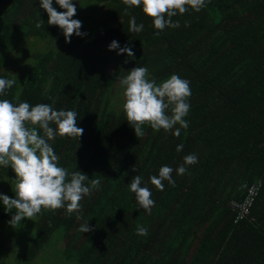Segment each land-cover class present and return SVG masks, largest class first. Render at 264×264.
Segmentation results:
<instances>
[{"label":"trees","instance_id":"1","mask_svg":"<svg viewBox=\"0 0 264 264\" xmlns=\"http://www.w3.org/2000/svg\"><path fill=\"white\" fill-rule=\"evenodd\" d=\"M39 3L0 0V78L16 81L0 99L75 110L82 137L49 143L69 173L101 183L81 200L79 213L61 208L35 216L26 248L13 258L8 222L15 209L7 212L0 201V264H40L53 239L75 264H264V0H206L200 12L172 17L179 27L159 36L141 8L122 0H73V19L86 35L70 43L48 25ZM53 7L63 11L55 0ZM133 17L144 26L139 33L129 31ZM113 40L134 57L109 51ZM19 41L33 51L13 63ZM140 66L157 83L173 74L190 82L188 128L179 137L176 125L168 132L145 126L137 138L127 123L119 79ZM189 154L197 163L177 175ZM165 165L175 186L164 181L159 191L150 177ZM135 175L152 193L150 212L129 190ZM254 185L259 191L251 200ZM8 196L15 198L14 188ZM85 222L95 230L80 232ZM139 226L147 236L136 234Z\"/></svg>","mask_w":264,"mask_h":264},{"label":"clouds","instance_id":"2","mask_svg":"<svg viewBox=\"0 0 264 264\" xmlns=\"http://www.w3.org/2000/svg\"><path fill=\"white\" fill-rule=\"evenodd\" d=\"M122 3L129 9L141 8L143 14L152 20L157 36L167 27H179V22L174 23L172 17L183 15L189 9L200 12L206 6V0H122ZM55 4L63 11H57L53 7V0H40L39 6L48 15V25L56 26L62 31L65 43H70L73 35H86L80 31L82 22L73 19L77 14L73 0H55ZM43 26V20L35 25L38 29ZM143 27V24L137 25L134 17L129 21V31L132 33L141 32ZM117 49V55L126 54L129 58L135 55L131 47L121 48L113 40L108 50ZM15 83V80L0 78V95H7L6 90L11 89ZM119 84L123 88L122 108L126 121L137 138L145 135V126L155 132H168L179 125L173 133L176 137H179L181 129L188 128L185 120L190 111L188 100L191 88L188 80L173 74L157 83L155 78L149 79L148 68L140 66L121 77ZM77 116L75 110H56L49 104L31 105L26 101L15 104L8 99H0V167H10L15 174V198L0 194L5 210L12 212L15 209V215L8 222L10 226L15 227L25 219L32 220L43 211L54 212L64 208L69 216L79 213L81 200L100 185L99 178L89 180L81 171L69 173L60 166L59 157L49 143L57 137L80 139L84 129L78 126ZM183 147V144L178 145L176 151H182ZM197 160L195 154L186 155L183 164L175 169L177 175H184L186 166L196 164ZM132 171L136 172V168L133 167ZM173 171L167 165L162 166L158 176L150 177V183L159 191L164 190V181L175 186ZM141 184L142 177L135 175L131 179L129 190L135 194L139 207L150 212L155 201L150 189ZM94 230L89 227V222L79 228L82 233ZM136 234L147 236L148 230L139 226Z\"/></svg>","mask_w":264,"mask_h":264},{"label":"rangeland","instance_id":"3","mask_svg":"<svg viewBox=\"0 0 264 264\" xmlns=\"http://www.w3.org/2000/svg\"><path fill=\"white\" fill-rule=\"evenodd\" d=\"M7 39V38H6ZM10 44L13 45V41H8ZM18 44V42L16 43ZM14 46V45H13ZM33 51V49H29L27 45H23L20 41L17 45V52L18 54H15V60L13 63L17 62L18 58L21 59L23 57L24 59L28 58L29 51ZM21 56V57H20ZM31 54H29V58H31ZM15 180V174L12 171V169L9 167L7 169H4L0 167V194H4L8 196V193L14 188V181ZM36 225V219L35 217L32 218V220H28V223L26 224L23 232H15V227H12L9 229L12 236L10 238L8 243L15 245L16 247L10 248V258H13V253H20L23 251L27 245H24V240L28 238L29 231L31 232ZM17 227V226H16ZM19 231V230H18ZM60 245L56 241V239H53L51 247L45 252L41 258L39 263L40 264H75L71 261H67L60 252Z\"/></svg>","mask_w":264,"mask_h":264},{"label":"built area","instance_id":"4","mask_svg":"<svg viewBox=\"0 0 264 264\" xmlns=\"http://www.w3.org/2000/svg\"><path fill=\"white\" fill-rule=\"evenodd\" d=\"M258 191H259V186L258 185H254V186H252L250 188L249 193H250V199L251 200H253L256 197Z\"/></svg>","mask_w":264,"mask_h":264}]
</instances>
